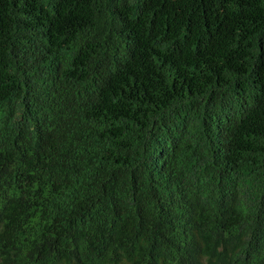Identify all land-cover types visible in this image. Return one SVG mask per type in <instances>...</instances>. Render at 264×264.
Wrapping results in <instances>:
<instances>
[{
  "label": "trees",
  "instance_id": "16d2710c",
  "mask_svg": "<svg viewBox=\"0 0 264 264\" xmlns=\"http://www.w3.org/2000/svg\"><path fill=\"white\" fill-rule=\"evenodd\" d=\"M0 264H264V0H0Z\"/></svg>",
  "mask_w": 264,
  "mask_h": 264
}]
</instances>
